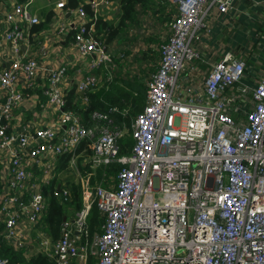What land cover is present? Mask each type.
Instances as JSON below:
<instances>
[{
    "label": "built area",
    "instance_id": "obj_1",
    "mask_svg": "<svg viewBox=\"0 0 264 264\" xmlns=\"http://www.w3.org/2000/svg\"><path fill=\"white\" fill-rule=\"evenodd\" d=\"M34 1L0 6V58L7 59L0 63L4 237L21 245L25 230L44 215L41 187L53 178L54 162L68 155V166L77 171L78 147L91 143L93 167L114 160L122 167L113 188L95 186L91 201L85 191L83 207L62 221L48 250L55 264L86 261L88 255L97 264H264V79L252 89L240 120L226 113L224 92L244 77L245 63L230 52L211 65L202 91L182 94V73L198 57L194 34L206 26L209 10L225 13L232 0H171L177 14L146 84V102L130 124L133 147L125 155L118 141L129 128L113 126L116 107L99 115L105 123L97 132L66 107L71 89L84 96L96 83L95 72L109 66V53L91 36L95 23L82 8L63 9L58 2L51 20L58 40L72 33L75 58L69 66L45 64L38 56L48 52V38L40 36L34 46L38 36L24 28L40 22ZM88 2L98 11L108 0ZM22 104L37 106L46 118L40 124L23 120L15 113ZM61 192L67 194L53 195ZM93 202L104 214L102 231L83 241ZM0 264L15 263L0 256Z\"/></svg>",
    "mask_w": 264,
    "mask_h": 264
},
{
    "label": "crops",
    "instance_id": "obj_2",
    "mask_svg": "<svg viewBox=\"0 0 264 264\" xmlns=\"http://www.w3.org/2000/svg\"><path fill=\"white\" fill-rule=\"evenodd\" d=\"M42 1L44 2L42 6H40L41 4L35 5L37 0H35L31 6L32 12L39 16L40 21H42V17L39 13L40 7L46 8V11L53 12L52 15L54 16L56 11L57 13L59 12L57 3L65 2V0ZM13 2V0H7L1 3L6 8L10 9ZM146 9L150 12H144L141 15L142 10L137 7V18L139 21L141 20L139 24H128L124 30V38L121 44H119L117 40H114L110 43V49L106 51L109 53L110 61L112 60V62L113 52L111 51L121 49L123 52H128L126 72L130 71V67L134 62L137 61L138 66L140 65L138 59L141 57V54H143L141 60H146V54H148V59L154 64L152 73L155 71L160 61V47L169 36L168 23L177 14V4L171 0H154L150 7ZM97 12L100 17H96V19L105 20L115 25L120 12L118 0H108L103 8L95 11V16ZM63 18L66 20L67 16L64 15ZM205 23L206 26L204 25V27L199 29L192 39V46L197 51L198 57L189 62L182 73V94L184 90L189 91L191 95L202 91L204 89L205 76L209 74L211 65L219 60L225 53L230 52L233 56L243 60L245 63L244 77L239 83L234 84L224 92L227 96V104L225 106L226 113L234 117L235 120H240L252 103V89L259 80L264 79V0H232L231 7L225 13H219L216 9L209 10ZM53 24L52 20L49 21L41 35V38L43 36L48 38L45 41L46 45H48V52L39 55L38 58L45 64H50L51 62L53 64L59 63L69 66L71 65V61L75 58L74 50L71 47V33L66 35L64 40H58ZM156 24H159L160 31L149 33L150 29L157 26ZM1 27L0 24V28ZM24 28L29 32L30 27L26 26ZM140 38L145 39V42L141 43V45L137 42ZM3 46L6 48L10 47L7 42H5ZM135 52H139L140 56ZM90 59L91 58L88 60ZM0 63L1 65L7 64V59L0 58ZM141 64L145 63L141 62ZM143 71H145V69L140 67L135 74L140 76V73ZM147 82L148 81H146V83ZM145 92L146 90L140 92L138 89L134 92V95L138 93V95L143 97V103L140 109H142L146 102ZM15 113L21 115L23 120L29 121L30 119H35L36 123L39 124L46 118V115L37 106L34 107L28 104L20 105ZM88 158L87 156H83L81 165L78 164L77 171H75L72 167L68 166L67 161H63V159L59 157L57 161L54 162L56 163V167L54 169L53 178L47 185L41 187L42 192H44L43 189L47 190L46 194L49 195L51 192L48 193V189L52 186L54 190L66 191L68 194L67 186L69 184H75L79 189L81 188L80 194L84 200L85 191L90 189L89 181L92 175L88 173L89 176H91L89 177L88 183L85 184L78 183L76 177L77 179L79 178L82 168L85 169L88 167L91 170L97 168L92 166ZM1 187L4 186L0 183V191ZM70 218L64 217L63 220ZM50 226L57 227L55 224H50L42 220L35 227L26 229L24 239L20 246H28L30 249H33V245H31L30 242L36 239V241H39V243H37L40 249H43L48 254V250L54 243V237L49 233V231L52 233V227ZM0 227V235L15 247H20L4 237L5 226L1 218ZM57 233L60 235V230H58ZM41 239H46L47 245H41ZM86 262L87 260L80 261L77 259L71 261L72 264H86Z\"/></svg>",
    "mask_w": 264,
    "mask_h": 264
},
{
    "label": "trees",
    "instance_id": "obj_3",
    "mask_svg": "<svg viewBox=\"0 0 264 264\" xmlns=\"http://www.w3.org/2000/svg\"><path fill=\"white\" fill-rule=\"evenodd\" d=\"M7 0H0L4 2ZM17 2H22L24 0H13ZM45 2L50 0H44ZM154 0H118L120 6V12L118 16L117 23L115 25L111 24L105 20L96 19L95 9L91 2L88 0H65L63 2V9H76L82 8L93 23H95L94 31L91 32V36L95 37L101 41L104 49L108 51L110 48V43L117 40L121 44L124 38V30L128 24H139L137 18V7L141 8V15L144 12H150L146 8H149ZM42 21L34 24L30 27V35H37V38L31 40L34 46H38L45 26L49 21H51V16L53 12L46 11V8L39 9ZM72 34V33H71ZM113 62L109 63L108 67H102L95 72L96 83L89 86L84 91V96L80 97V94L73 88L67 94V108L72 109L79 113L82 117L83 124L87 127H94V131L105 123V119L101 116H108V109L110 107H116L117 112L110 114L113 118V126L126 128L128 131L126 134L118 141L119 142V154L125 155L131 152L133 147V139L130 134V122L135 117V115L141 110V104L143 103V97L136 93L134 95V90L131 86H127L125 82L138 79V75H129L127 71V56L128 52L119 50H113ZM119 55V56H118ZM114 63V67H113ZM143 77L146 75V71H143ZM146 85L144 83H138V90L141 92L145 91ZM108 118V117H106ZM127 123V124H126ZM86 144V145H85ZM78 152L81 156L78 157L77 165H81L83 156L89 157L92 152L91 143H82L78 147ZM63 161L68 160V155L60 156ZM122 165L117 161H111L91 170L86 167L82 168V172L85 174L93 172L92 178L96 181V186H102L104 188H113L116 184L115 177L120 170ZM90 175V176H91ZM49 188V187H46ZM48 189L49 195L46 194L47 190L43 189V193L46 197L47 207L44 211L42 220L50 224H55L52 227V233L49 231L50 235L54 237V243L59 239L58 230L61 231L60 224L64 217L73 218L74 214L83 207L84 200L80 194V189L77 185H68V194H62L61 197H56L53 195L54 189ZM70 218V219H71ZM41 220V221H42ZM104 222V214L97 207L96 203H92L85 228V235L82 240H91L95 234L102 231V225ZM2 227V225H1ZM0 227V230H1ZM101 227V228H100ZM61 233V232H60ZM39 243V241H36ZM37 244V243H36ZM0 256L7 258L11 263L15 264H55L51 253L47 254L43 249L37 244V247L33 246L30 249L28 246L15 247L8 240H5L2 235H0ZM86 264H97L96 257L88 255Z\"/></svg>",
    "mask_w": 264,
    "mask_h": 264
},
{
    "label": "rangeland",
    "instance_id": "obj_4",
    "mask_svg": "<svg viewBox=\"0 0 264 264\" xmlns=\"http://www.w3.org/2000/svg\"><path fill=\"white\" fill-rule=\"evenodd\" d=\"M41 2V3H40ZM38 4H41L40 6L44 5V2L42 0H37V2L35 3V5H38ZM40 8H43V7H40ZM157 26L156 27H153L152 29L149 30V33H153V32H158L160 31V26L159 24H156ZM138 43H143L145 42V39L144 38H140L138 41ZM152 50H155L154 48H151ZM138 56H140L139 52H135ZM135 54V55H136ZM143 54H141V57L138 59V62L140 63V65L138 66L137 64V61L133 63V65L130 67V71L128 72L129 75H134L135 73H137V69L140 68V67H143L145 69V71L147 72V74L143 77V73L141 72L140 73V76H138L139 78L136 79V76H135V80L132 81L130 79V81H127L125 82L126 85L129 87L131 86L133 88L134 91H136L138 89V83H144V85H146V81L149 80V77L152 73V71L154 70V64L151 63V61L148 59V54H146V57L147 59L146 60H141ZM154 59V58H153ZM141 62L145 63V64H141ZM152 68V70H151ZM92 176H93V172H92ZM92 176L90 177L89 174H85L83 173L82 171H80V176L79 178L77 179L76 177V181L78 183H82V184H85V183H88L89 181V177H90V181H89V184H90V189L86 190L87 194H86V201H91L93 200L94 198V195H95V192H94V189H95V186H96V181L92 178ZM168 199H175L173 196H169L167 197ZM25 243V241H24ZM29 243V242H27ZM31 245L37 247V242H36V239L35 240H32L31 242ZM37 243V244H36Z\"/></svg>",
    "mask_w": 264,
    "mask_h": 264
},
{
    "label": "water",
    "instance_id": "obj_5",
    "mask_svg": "<svg viewBox=\"0 0 264 264\" xmlns=\"http://www.w3.org/2000/svg\"><path fill=\"white\" fill-rule=\"evenodd\" d=\"M90 1H92V0H90ZM96 17H97V18H99V17H100V15H99V13H98V12L96 13ZM80 95H81V96H83V93H80Z\"/></svg>",
    "mask_w": 264,
    "mask_h": 264
}]
</instances>
